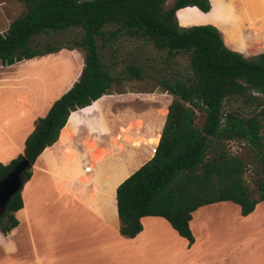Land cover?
<instances>
[{
  "label": "trees",
  "instance_id": "trees-1",
  "mask_svg": "<svg viewBox=\"0 0 264 264\" xmlns=\"http://www.w3.org/2000/svg\"><path fill=\"white\" fill-rule=\"evenodd\" d=\"M23 11L0 33V65L10 67L64 49L84 51L79 79L56 100L25 143L23 154L9 164L0 163V181L22 161L23 186L32 167L60 138L73 112L91 106L106 95L115 82L140 80L144 71L128 65L116 75L101 56L103 47L121 38L152 45L171 61L188 58L186 74L164 81L173 96L154 157L119 185L116 192L120 234L133 239L142 231L144 217H162L192 245V215L198 209L232 202L241 215L252 214L264 202V53L245 57L231 50L215 26L181 27L176 13L197 7L208 13L210 0H16ZM75 33L72 46H32L41 34ZM204 121L200 124V117ZM251 152L244 156L232 143ZM257 165L258 178H247ZM21 190L7 206L0 207V232L19 225L16 214L23 209Z\"/></svg>",
  "mask_w": 264,
  "mask_h": 264
},
{
  "label": "crops",
  "instance_id": "crops-1",
  "mask_svg": "<svg viewBox=\"0 0 264 264\" xmlns=\"http://www.w3.org/2000/svg\"><path fill=\"white\" fill-rule=\"evenodd\" d=\"M210 1L208 13L197 7L178 10L179 25H212L231 50L245 57L264 53L259 45L264 28L256 33L245 20L243 44L229 43L210 20ZM222 1L243 19L251 9L254 20L264 19V0ZM180 13L191 21L182 23ZM72 55L64 49L10 67L0 65V163L23 154L36 120L79 79L81 73L73 75L74 61H67ZM57 56L67 62L60 75L57 64H43ZM129 81L115 82L111 95L73 112L57 143L37 159L23 186L19 225L7 234L0 232V264H264V202L247 217L232 202L198 209L190 222L192 245L162 217H144L136 238L120 234L117 188L154 157L172 102L160 115L144 106L142 91L124 89ZM245 223L252 228L247 226L249 236L243 237ZM252 237L260 238L263 257L260 261L247 255L248 263L239 247H247L242 252L246 255Z\"/></svg>",
  "mask_w": 264,
  "mask_h": 264
},
{
  "label": "rangeland",
  "instance_id": "rangeland-1",
  "mask_svg": "<svg viewBox=\"0 0 264 264\" xmlns=\"http://www.w3.org/2000/svg\"><path fill=\"white\" fill-rule=\"evenodd\" d=\"M213 1L214 7L212 14L210 15V20L215 22L222 28L229 43H232L234 45L243 44L244 40L242 39L240 30L244 28L243 22L245 20L250 22V27L252 28V30H255L256 33H260V31L264 28V19L259 20L258 18H256L254 20V10L251 9L247 11V13H245L247 17L245 16L246 19L245 17L243 19L238 10L234 8L232 4L226 5L222 0ZM175 2L176 0H168L166 8H170ZM22 11L23 6L16 0H0V33L6 31L12 21L21 15ZM179 18L182 23H188L191 21L190 19L184 18L182 13L179 14ZM260 18L262 19V17ZM259 23H262V25L258 27L257 25ZM76 40H78V36L75 33L51 32L49 34L44 33L37 37H34L32 40V46L44 47L48 44H54L56 46L69 47L72 46ZM260 40L261 42L259 43V45L264 47V39L260 38ZM97 41L104 63L113 70L114 75H116L128 65L138 66L144 71L143 78L140 80H133L132 82H130L129 80H121L125 82L129 81L126 84L127 88L124 89H126L127 91H142L145 94L144 106H150L152 108L154 107V111L160 115L165 114L167 106L173 100V96L164 89L162 82H173L175 76L177 77L179 75L186 74L188 69V58L183 55H178L176 58L169 61L167 60V55L165 53L158 52L152 45H147L138 41H130L125 38H121L120 41L109 44L105 47H103V43L100 38H97ZM65 51L68 53L70 50L65 49ZM71 54H73V60L71 58H67V61H74L75 67L73 75H76L77 73L80 74L84 67L85 53L84 51L74 49L73 51H71ZM57 57L58 58L55 60L49 57L50 59H48V61H43V64H57L59 66L60 75V71L62 70L61 65H65L67 62H63L61 60L62 57ZM31 64L35 63L32 62ZM62 72L65 71L63 70ZM112 91H114L113 88H111V90L104 96L111 95ZM151 103L153 104L151 105ZM131 105L133 104H130V106ZM203 121L204 116H201L199 123L201 124ZM231 146L233 150H235V152H239L244 156L249 155L250 157H252L251 161H255L252 153L248 152L244 145L236 142L232 143ZM247 178L248 181L252 185H254L255 180L258 178L257 165L252 163L247 174ZM243 226V229H241V233H244L243 237L249 236V228H247V226H251L252 228V225L247 224ZM249 241L250 247L248 253H245L246 255L243 256L244 253L242 254V252L243 247H247L244 244H241V246L239 247V249L241 250L239 251L240 254L242 255V257H244L245 260H247L248 263L249 256L247 255L255 256L257 252H260V250H262V248L260 247L261 245L259 237H252Z\"/></svg>",
  "mask_w": 264,
  "mask_h": 264
},
{
  "label": "water",
  "instance_id": "water-1",
  "mask_svg": "<svg viewBox=\"0 0 264 264\" xmlns=\"http://www.w3.org/2000/svg\"><path fill=\"white\" fill-rule=\"evenodd\" d=\"M28 166V161H22L0 181V207L7 206L12 197L21 190L23 187L22 175Z\"/></svg>",
  "mask_w": 264,
  "mask_h": 264
},
{
  "label": "bare ground",
  "instance_id": "bare-ground-1",
  "mask_svg": "<svg viewBox=\"0 0 264 264\" xmlns=\"http://www.w3.org/2000/svg\"><path fill=\"white\" fill-rule=\"evenodd\" d=\"M242 234H244V233H242ZM239 251H241V250L239 249ZM262 255H263V252H262V250H260V252H257L255 254V257H256L257 260H260L262 258Z\"/></svg>",
  "mask_w": 264,
  "mask_h": 264
}]
</instances>
